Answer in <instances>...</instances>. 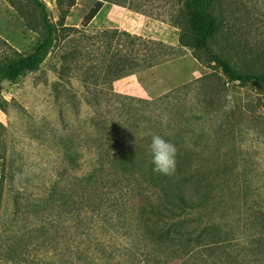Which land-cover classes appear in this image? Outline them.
Wrapping results in <instances>:
<instances>
[{
  "label": "rangeland",
  "instance_id": "1",
  "mask_svg": "<svg viewBox=\"0 0 264 264\" xmlns=\"http://www.w3.org/2000/svg\"><path fill=\"white\" fill-rule=\"evenodd\" d=\"M38 2L53 45L36 71L1 81L0 264H73L75 178L98 164L105 169L95 178L107 177V158L123 150L151 160L154 134L177 148L182 173L164 182L173 202L209 189L224 160L264 173V85L227 81L190 45L185 0H0V64L32 53L46 36ZM209 12L218 25L213 53L240 72H264V0H214ZM230 177L211 217L232 219ZM154 189L147 187L152 198ZM206 208L167 216L209 215ZM117 224L131 231L135 217ZM230 245L200 248L197 257L224 260Z\"/></svg>",
  "mask_w": 264,
  "mask_h": 264
},
{
  "label": "trees",
  "instance_id": "2",
  "mask_svg": "<svg viewBox=\"0 0 264 264\" xmlns=\"http://www.w3.org/2000/svg\"><path fill=\"white\" fill-rule=\"evenodd\" d=\"M213 1L185 0L182 27L196 38L191 39L190 45L202 49L227 81L264 85V72H240L209 48L208 41L218 26L209 12ZM38 3L46 36L32 53L0 64V95L2 80L12 82L25 73L36 71L53 45V25L48 20L45 6ZM97 3L96 8H99L101 1ZM184 37L180 36V43L186 45ZM237 160L239 158L236 157ZM150 161L123 150L119 156L107 158L110 171L107 177L104 174L102 178H95L97 172L101 174L105 169L98 164L93 170L75 178L81 194L77 199L69 194L72 219L75 220L71 234L73 264H264L262 171L231 168L226 165L228 160H224V165L213 172L209 189L203 192L196 190L192 197L176 196L179 200L173 202L165 189L168 184L164 183L170 177L154 172ZM176 173H182L177 163ZM228 175L233 179L229 188L236 193L232 219H227L225 214L211 217L217 191L227 185ZM257 179L260 185L255 184ZM148 185L155 188L156 198L149 196ZM175 208L188 211H204L206 208L209 215L199 213L191 218L171 220L167 214L172 215ZM126 215L135 217L136 224L131 231H122L117 224V220ZM224 243H231L230 249L224 250V260L197 257L198 249L223 248Z\"/></svg>",
  "mask_w": 264,
  "mask_h": 264
},
{
  "label": "clouds",
  "instance_id": "3",
  "mask_svg": "<svg viewBox=\"0 0 264 264\" xmlns=\"http://www.w3.org/2000/svg\"><path fill=\"white\" fill-rule=\"evenodd\" d=\"M149 153L153 171L166 176H173L176 171V146L160 135H152Z\"/></svg>",
  "mask_w": 264,
  "mask_h": 264
}]
</instances>
